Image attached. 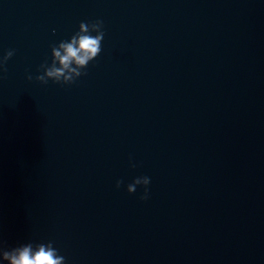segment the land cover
Wrapping results in <instances>:
<instances>
[{
  "label": "water",
  "instance_id": "water-1",
  "mask_svg": "<svg viewBox=\"0 0 264 264\" xmlns=\"http://www.w3.org/2000/svg\"><path fill=\"white\" fill-rule=\"evenodd\" d=\"M97 18L82 73L37 80L49 45ZM7 48L0 245L52 240L65 264H264V0H0ZM141 174L144 199L125 188Z\"/></svg>",
  "mask_w": 264,
  "mask_h": 264
},
{
  "label": "clouds",
  "instance_id": "clouds-1",
  "mask_svg": "<svg viewBox=\"0 0 264 264\" xmlns=\"http://www.w3.org/2000/svg\"><path fill=\"white\" fill-rule=\"evenodd\" d=\"M102 20L99 18L90 21L80 20L77 28L67 39L61 38L49 45L50 58L41 61L35 78L46 82L49 78L58 82H71L82 73L84 66L100 51V42L104 35ZM14 52L7 48L0 54V67ZM28 79H32L31 73H26ZM130 167H135V162H129ZM148 175L133 176L130 182L125 184L128 192L135 190L137 185H143L144 190L140 198L148 195ZM119 186L121 180L115 181ZM0 264H65V256L60 254L57 247L53 246L52 240L26 241L11 247L0 245Z\"/></svg>",
  "mask_w": 264,
  "mask_h": 264
}]
</instances>
